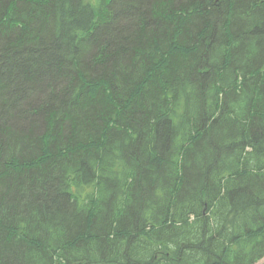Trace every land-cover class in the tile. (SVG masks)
<instances>
[{
    "label": "trees",
    "instance_id": "16d2710c",
    "mask_svg": "<svg viewBox=\"0 0 264 264\" xmlns=\"http://www.w3.org/2000/svg\"><path fill=\"white\" fill-rule=\"evenodd\" d=\"M264 0H0V264H256Z\"/></svg>",
    "mask_w": 264,
    "mask_h": 264
},
{
    "label": "rangeland",
    "instance_id": "374dc122",
    "mask_svg": "<svg viewBox=\"0 0 264 264\" xmlns=\"http://www.w3.org/2000/svg\"><path fill=\"white\" fill-rule=\"evenodd\" d=\"M257 264H264V256L257 262Z\"/></svg>",
    "mask_w": 264,
    "mask_h": 264
}]
</instances>
